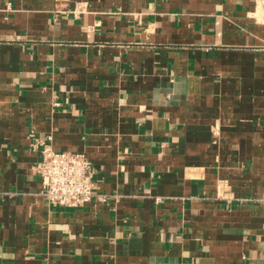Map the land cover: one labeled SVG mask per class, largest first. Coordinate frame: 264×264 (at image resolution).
<instances>
[{
    "label": "crops",
    "instance_id": "crops-1",
    "mask_svg": "<svg viewBox=\"0 0 264 264\" xmlns=\"http://www.w3.org/2000/svg\"><path fill=\"white\" fill-rule=\"evenodd\" d=\"M263 3L0 0V264H264Z\"/></svg>",
    "mask_w": 264,
    "mask_h": 264
},
{
    "label": "built area",
    "instance_id": "built-area-1",
    "mask_svg": "<svg viewBox=\"0 0 264 264\" xmlns=\"http://www.w3.org/2000/svg\"><path fill=\"white\" fill-rule=\"evenodd\" d=\"M264 16V3L262 5ZM37 164L43 195L52 205L78 207L99 196L95 190L92 165L85 153L56 150L41 142Z\"/></svg>",
    "mask_w": 264,
    "mask_h": 264
},
{
    "label": "rangeland",
    "instance_id": "rangeland-1",
    "mask_svg": "<svg viewBox=\"0 0 264 264\" xmlns=\"http://www.w3.org/2000/svg\"><path fill=\"white\" fill-rule=\"evenodd\" d=\"M258 16H259V17H262V18L264 17V16H263L262 6L259 8Z\"/></svg>",
    "mask_w": 264,
    "mask_h": 264
}]
</instances>
